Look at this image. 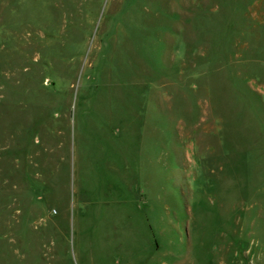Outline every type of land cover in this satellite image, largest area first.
I'll list each match as a JSON object with an SVG mask.
<instances>
[{"label":"rangeland","instance_id":"rangeland-1","mask_svg":"<svg viewBox=\"0 0 264 264\" xmlns=\"http://www.w3.org/2000/svg\"><path fill=\"white\" fill-rule=\"evenodd\" d=\"M0 264H264V0H0Z\"/></svg>","mask_w":264,"mask_h":264}]
</instances>
